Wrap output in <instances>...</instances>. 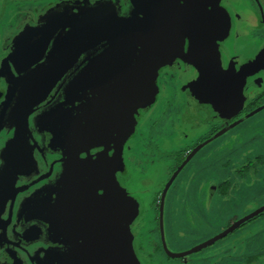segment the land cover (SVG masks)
<instances>
[{
  "label": "flooded vegetation",
  "instance_id": "obj_1",
  "mask_svg": "<svg viewBox=\"0 0 264 264\" xmlns=\"http://www.w3.org/2000/svg\"><path fill=\"white\" fill-rule=\"evenodd\" d=\"M179 3L185 7L183 0ZM98 7L112 8L121 20L134 10L129 0H0V264H44L49 250L55 252L56 264H99V256L107 261L109 224L120 241L125 238L122 232L128 233L138 264H190L189 257L207 249L210 252L198 264H264V244L250 251L253 238L264 234V205L250 199L237 213L244 190L251 197L253 187L264 184V0L192 4L185 17L189 31L159 71L153 101L136 104L133 135L100 165H93L94 176L85 188L90 194L64 201L57 194L51 197L55 208L49 213L61 216L51 239L40 202L49 200L63 168L75 166L61 161L62 149L44 145L47 130L38 122L64 101L65 89L84 69L86 58L106 47L97 46L64 69L47 63L53 60L60 30L55 29L57 16ZM44 68L65 73L57 81L50 78L56 82L47 96L26 100V106L33 104L19 110L21 90ZM26 114H31L27 124ZM163 118L167 122L162 126ZM161 126L170 130L173 144L167 134L158 139ZM14 140L25 144V158L20 149L10 154ZM102 151L93 149L89 155ZM199 154L208 170L197 184L194 206L218 225L222 209L230 212L229 218L198 252H170L161 210L167 212L176 181ZM133 157L151 169L138 174L131 165ZM24 159V169L17 170ZM138 183L143 189L140 197L133 191ZM183 187L187 193L188 182ZM94 206L97 210L88 218V208L93 213ZM194 206L190 210L195 211ZM217 244L225 248L214 249Z\"/></svg>",
  "mask_w": 264,
  "mask_h": 264
},
{
  "label": "water",
  "instance_id": "obj_2",
  "mask_svg": "<svg viewBox=\"0 0 264 264\" xmlns=\"http://www.w3.org/2000/svg\"><path fill=\"white\" fill-rule=\"evenodd\" d=\"M196 1L183 0L185 7H181L179 0H129L134 10L129 18L122 20L109 7L76 8L69 10L68 15L61 13L57 16L55 29L60 30L50 56L53 60L47 65L64 69V66L73 65L80 56L97 46L104 44L106 49L86 58L84 69L65 89L64 101L44 114L38 122L47 130L44 134L45 146L62 149L61 161L75 166L74 170L63 168L66 173H62L55 189L49 192V200L40 202L41 215L44 213V218L49 220L51 239L57 232V222L61 217L56 212L49 213V209L55 208L51 197L57 194L64 201L76 194L77 197L90 194L85 188L94 176L93 165H100L109 152L120 148L133 135L135 119L132 114L136 113V104L144 105L153 101L155 95L152 86L159 71L165 66V61L176 55V50H179L177 47L183 44V36L190 28L185 17ZM55 29L49 30L45 39L46 46ZM64 73L50 71L49 68L37 70L30 85L26 84L21 90L18 109L33 104L26 106V100L38 98L39 95L42 98L43 95L47 96ZM51 77L56 81H50ZM19 114L22 115V112ZM30 115H24L25 121ZM18 136L22 141V135ZM15 140L9 144V147L13 146L10 154L20 149L25 158V144H16L19 140ZM97 148H103V151L90 156V151ZM83 152L87 157L80 158ZM106 162L109 163V160ZM22 167L19 165L21 169H16H24L25 159ZM90 210L89 207L88 218L97 209L94 206L93 213ZM107 232L110 245L107 261L99 256V264H138L131 243L126 238L128 233L122 232L125 238L120 241L115 237L111 224ZM201 249H195L189 254ZM54 254V251H46L44 264H56Z\"/></svg>",
  "mask_w": 264,
  "mask_h": 264
},
{
  "label": "rangeland",
  "instance_id": "obj_3",
  "mask_svg": "<svg viewBox=\"0 0 264 264\" xmlns=\"http://www.w3.org/2000/svg\"><path fill=\"white\" fill-rule=\"evenodd\" d=\"M167 118L169 119V117ZM167 118L165 119L163 118L162 126L166 124ZM162 126H161V129L157 130L156 136L158 137V139H161L163 135L167 134L166 138H169L168 140H171L172 137L171 135H169L170 130L169 129L168 131L164 130ZM253 132H255L254 135L256 136V130L255 131L253 130ZM171 144H173L172 140H171ZM131 161H132L131 165L137 170L136 172L138 174H140L139 171H142V169L144 170L151 169V165L150 164L147 165V163L142 162L141 159H138L137 161V159L133 157L131 158ZM196 161H197V164H194L196 163ZM207 164L208 163L204 161L202 154H199V156L194 158L191 164L185 167V169L183 170L182 174L179 177V180L176 181V185H174L173 190L170 192L167 198V204H166L167 212L165 211L164 213L163 209L161 210V215H163L164 217V220H162V223L165 226L166 240H167V244H168V248L170 252L185 253L187 251L200 248L201 246L199 245H202L206 241L212 239L217 234H219L218 232L219 225L221 223L223 224L229 218L230 212L227 211L226 209H222V212L221 211L219 212L220 222L218 225V221H214V219L210 218L207 213H204L205 210L203 208L198 210V208L194 206L195 204L194 200L196 198L195 196L198 193L197 184L204 177H206L205 171H207L208 169L207 170L205 169L207 168ZM159 165H161V163H159ZM191 174L193 175L190 176ZM192 177H195V178L191 181L190 179ZM186 182H188L187 193L183 191L185 188L183 187V183L186 185ZM142 190L143 189L141 188L140 183H138L137 186H135V189H133V191L137 192L139 197L143 194ZM250 193L252 195L251 197L249 195L247 196L246 190H244L242 197L238 198L239 202L237 206L239 207V209L237 213L239 215H240L239 211L241 210L240 208H242V205L249 202L250 199L252 200L254 199V202L264 205V184L254 186ZM183 194H186L187 196L183 197ZM187 206L189 207L187 208ZM193 206L195 207V211L190 210L192 209ZM214 206H215V203L213 205V209H214ZM211 215L213 217V214ZM237 233L238 231L235 234ZM263 244H264V234L254 237L251 243L252 247L250 251L252 252L258 251L259 248ZM224 248H225V245H222V244H219V245L217 244L214 247V249L216 250L224 249ZM209 252H210V249H207L202 253L198 252L192 255L191 257H189L190 264H193V263L198 264L197 261L201 257H204ZM177 261H180V260H177ZM172 263L170 262V264ZM223 264H226V262Z\"/></svg>",
  "mask_w": 264,
  "mask_h": 264
},
{
  "label": "crops",
  "instance_id": "obj_4",
  "mask_svg": "<svg viewBox=\"0 0 264 264\" xmlns=\"http://www.w3.org/2000/svg\"><path fill=\"white\" fill-rule=\"evenodd\" d=\"M39 124V123H38ZM40 125V124H39ZM41 126V125H40ZM42 127V126H41ZM43 137H44V140H45V135H43ZM44 145H45V143H44ZM32 155V154H31ZM31 161H32V159H31Z\"/></svg>",
  "mask_w": 264,
  "mask_h": 264
}]
</instances>
